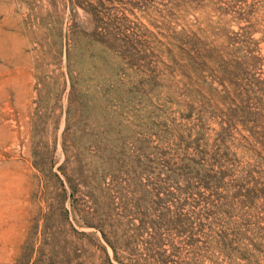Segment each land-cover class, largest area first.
Masks as SVG:
<instances>
[{
  "label": "rangeland",
  "instance_id": "rangeland-1",
  "mask_svg": "<svg viewBox=\"0 0 264 264\" xmlns=\"http://www.w3.org/2000/svg\"><path fill=\"white\" fill-rule=\"evenodd\" d=\"M0 264H264V0H0Z\"/></svg>",
  "mask_w": 264,
  "mask_h": 264
}]
</instances>
